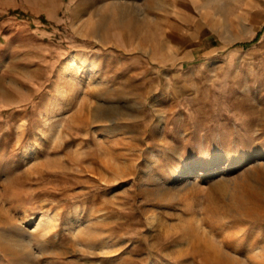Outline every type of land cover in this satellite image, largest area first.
Here are the masks:
<instances>
[{"label": "rangeland", "instance_id": "rangeland-1", "mask_svg": "<svg viewBox=\"0 0 264 264\" xmlns=\"http://www.w3.org/2000/svg\"><path fill=\"white\" fill-rule=\"evenodd\" d=\"M0 264H264V0H0Z\"/></svg>", "mask_w": 264, "mask_h": 264}, {"label": "bare ground", "instance_id": "bare-ground-1", "mask_svg": "<svg viewBox=\"0 0 264 264\" xmlns=\"http://www.w3.org/2000/svg\"><path fill=\"white\" fill-rule=\"evenodd\" d=\"M260 164H261V161L260 160H255L254 165H260Z\"/></svg>", "mask_w": 264, "mask_h": 264}]
</instances>
